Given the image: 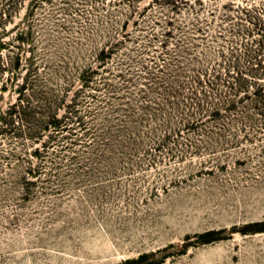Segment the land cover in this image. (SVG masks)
Wrapping results in <instances>:
<instances>
[{"label":"rangeland","instance_id":"374dc122","mask_svg":"<svg viewBox=\"0 0 264 264\" xmlns=\"http://www.w3.org/2000/svg\"><path fill=\"white\" fill-rule=\"evenodd\" d=\"M0 264H264V0H0Z\"/></svg>","mask_w":264,"mask_h":264},{"label":"trees","instance_id":"16d2710c","mask_svg":"<svg viewBox=\"0 0 264 264\" xmlns=\"http://www.w3.org/2000/svg\"><path fill=\"white\" fill-rule=\"evenodd\" d=\"M55 121H56V118H54V123H55ZM54 123H53V124H54ZM51 124H52V123H49L48 126H46V127L49 128ZM258 230H261V229H258ZM212 234H213V232H208V233H206L204 236H210V235H212Z\"/></svg>","mask_w":264,"mask_h":264}]
</instances>
